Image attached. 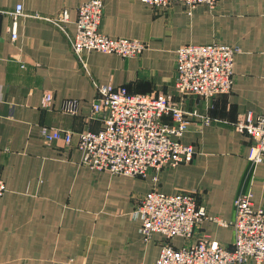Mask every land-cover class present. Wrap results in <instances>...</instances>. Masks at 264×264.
<instances>
[{"label": "crops", "instance_id": "0c3cea01", "mask_svg": "<svg viewBox=\"0 0 264 264\" xmlns=\"http://www.w3.org/2000/svg\"><path fill=\"white\" fill-rule=\"evenodd\" d=\"M85 1L0 0V177L7 186L0 196V264H153L166 241L181 247L185 239L159 232L145 239L134 212L152 190L197 191L208 214L228 224L205 220L196 238L232 247L237 196L250 190L254 206L264 208V159L253 166V140L235 127L249 110L264 114V0H222L193 9L104 0L100 30L144 40L148 48L135 57L89 52L88 70L56 25L9 13L19 4L26 13L45 16L67 11L74 35L77 8ZM212 43L239 49L232 90L211 98L181 96L177 50ZM97 83L171 95L196 113L181 138L194 146V157L161 170L157 179L83 164L77 133L103 127L92 117ZM47 94L53 95L49 103ZM44 128L74 138L48 141Z\"/></svg>", "mask_w": 264, "mask_h": 264}, {"label": "built area", "instance_id": "2783aa9c", "mask_svg": "<svg viewBox=\"0 0 264 264\" xmlns=\"http://www.w3.org/2000/svg\"><path fill=\"white\" fill-rule=\"evenodd\" d=\"M155 7L184 3L190 9L200 4L215 7L222 0H142ZM104 0H88L79 4L76 32L70 34L67 11L57 17L26 13L21 4L9 11L15 18L29 17L56 25L70 39L77 60L88 70L85 55L92 51L114 53L123 57L140 56L148 43L129 37H111L100 30ZM7 12V11H5ZM15 35V33H14ZM238 48L222 43L188 44L177 52L176 90L181 96L195 94L215 97L229 93L234 85V60ZM93 116L103 127L98 131L77 133V147L82 163L98 170L128 176L152 175L155 179L165 168H174L190 161L195 154L193 145L184 144L182 136L196 113L188 112L171 95L136 94L126 86L95 84ZM52 94L45 96L51 102ZM74 107V106H73ZM71 107L72 112L75 108ZM209 123L210 118H203ZM240 132L252 138L253 166L264 159V114L255 116L249 110L235 123ZM48 141L64 139L71 143L74 134L44 128ZM7 191L0 177V196ZM235 218L231 222L235 238L232 247L209 237L196 238L197 228L205 220L226 221L212 217L197 191L176 194L152 190L141 198L134 215L142 221L141 232L150 240L155 232L168 239L183 237L181 247L166 241L153 264H264V208L255 207L253 193L242 191L235 200Z\"/></svg>", "mask_w": 264, "mask_h": 264}]
</instances>
